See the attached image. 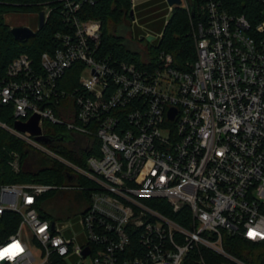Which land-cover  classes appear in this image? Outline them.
<instances>
[{
	"label": "built area",
	"instance_id": "1",
	"mask_svg": "<svg viewBox=\"0 0 264 264\" xmlns=\"http://www.w3.org/2000/svg\"><path fill=\"white\" fill-rule=\"evenodd\" d=\"M254 1L256 22L222 0H203L206 19L193 27L196 59L181 70L164 51L142 66L101 57V21L82 19L81 1L62 0L59 46L38 67L28 55L14 59L0 76V104L13 108L17 126H38V137L48 122L79 150L98 141L100 156L82 168L38 137L0 127L71 170L60 189L82 191V176L95 191L83 213L54 221L38 209L53 187L0 185V222L7 214L9 224L18 219L0 252L19 245L0 264H206L192 256L202 248L246 264L226 252L224 237L264 243V0ZM181 7L189 10L187 0ZM76 64L79 86L67 91L60 81ZM13 167L20 168L17 154ZM155 200L186 210L189 226L152 206Z\"/></svg>",
	"mask_w": 264,
	"mask_h": 264
},
{
	"label": "trees",
	"instance_id": "2",
	"mask_svg": "<svg viewBox=\"0 0 264 264\" xmlns=\"http://www.w3.org/2000/svg\"><path fill=\"white\" fill-rule=\"evenodd\" d=\"M82 2V19L100 20L103 26V36L99 50L101 57L112 56L120 62L135 63L142 66L145 60L154 61L159 52L170 53L174 57V66L181 70L187 69V63L196 59L195 40L193 27L206 19L203 13V0H187L189 10L184 7L174 8L163 26L161 36L153 42H147L145 49H131L125 44L122 36L112 32V26H118L124 20H130L133 11L132 0H77ZM225 8L235 14H244L252 22H256V13L260 5L254 0H222ZM49 8L52 12L42 29L36 31V35L24 41L15 39L11 28L5 22V15L9 13H38ZM62 0H0V76H5L9 64L21 55H28L34 64L40 66L41 56L46 51L55 50L60 42L56 38L59 32H65L66 27L62 17ZM81 64H76L67 70L60 81V87L73 91L79 86ZM0 122L11 128L17 126V121L11 106L0 104ZM65 129L44 123L43 133L45 138L51 139V143H44L46 147L61 155L70 162L86 168L87 159L90 156H100L99 142L95 143L93 150H79L67 142L60 140L67 136ZM72 138V136H70ZM19 156V170L13 167L15 155ZM71 170L44 153L35 150L24 140L18 138L10 131L0 127V185L40 183L53 187L40 197L39 211L43 218L57 221L55 218L56 204L62 199L69 202L68 214L77 215L83 213L84 208L90 203L95 185L85 177L79 176L77 183L84 189L63 190L60 187L68 185L71 181ZM50 201L55 202L49 207ZM48 205V206H47ZM151 205L165 215L171 217L181 225L188 227L185 220L186 210L174 213L165 200H155ZM9 215H5L0 222V241L8 238L15 232L18 219L8 223ZM132 247L140 248L138 238L133 236ZM224 248L227 253L246 264H264V243H253L240 236L224 237ZM135 254V253H134ZM129 255L130 257L135 256ZM194 258H204L206 264H227L229 261L202 248L200 253H192Z\"/></svg>",
	"mask_w": 264,
	"mask_h": 264
},
{
	"label": "rangeland",
	"instance_id": "3",
	"mask_svg": "<svg viewBox=\"0 0 264 264\" xmlns=\"http://www.w3.org/2000/svg\"><path fill=\"white\" fill-rule=\"evenodd\" d=\"M41 12L45 13V16L48 14V10L45 8ZM40 13V12H39ZM5 22L6 24L12 29L16 27H29L33 31H37L39 28V14L38 13H9L5 15ZM112 32L122 36L125 40V44L131 49H139L143 50L145 49V46L147 44V39L142 38L139 39L138 37H134L132 34V24L130 20H124L122 24L118 26H112ZM16 129L21 131L22 133L32 136L33 138H37L40 133L41 129L33 124L24 125L22 123H19L18 126H16ZM71 135H67L69 138ZM55 202L48 203L49 207L52 206ZM55 219L57 221H68L70 220L74 215L68 214L69 209V202L67 199H62L58 203H55ZM47 205V206H48ZM237 264V263H232Z\"/></svg>",
	"mask_w": 264,
	"mask_h": 264
},
{
	"label": "crops",
	"instance_id": "4",
	"mask_svg": "<svg viewBox=\"0 0 264 264\" xmlns=\"http://www.w3.org/2000/svg\"><path fill=\"white\" fill-rule=\"evenodd\" d=\"M169 7L166 0H133L135 18H130L133 36L152 38L148 42L159 38L169 17Z\"/></svg>",
	"mask_w": 264,
	"mask_h": 264
},
{
	"label": "water",
	"instance_id": "5",
	"mask_svg": "<svg viewBox=\"0 0 264 264\" xmlns=\"http://www.w3.org/2000/svg\"><path fill=\"white\" fill-rule=\"evenodd\" d=\"M169 6H174L176 7H180L182 4V0H166ZM130 18L134 20V11H132L130 13ZM46 23V19H45V13L44 12H40L39 13V28L38 29H42L44 27ZM11 32L13 34V36L15 37V39L20 40V41H24L27 40L29 38H32L36 35V31H33L31 28L29 27H16V28H12ZM152 38H149L148 41H151ZM176 111L172 110L170 112V118L173 119L175 117ZM38 141L42 142V143H51V139L49 138H45L43 136L38 137L37 139ZM60 140L70 143L72 142V138L71 137H67V136H63L60 138ZM89 252L86 251V255Z\"/></svg>",
	"mask_w": 264,
	"mask_h": 264
},
{
	"label": "snow or ice",
	"instance_id": "6",
	"mask_svg": "<svg viewBox=\"0 0 264 264\" xmlns=\"http://www.w3.org/2000/svg\"><path fill=\"white\" fill-rule=\"evenodd\" d=\"M250 235L255 236L256 234L255 233H251ZM16 248H19V245L18 244L13 245L12 248H10V249L4 250V252H0V258H3L6 255H11L13 249H16Z\"/></svg>",
	"mask_w": 264,
	"mask_h": 264
}]
</instances>
